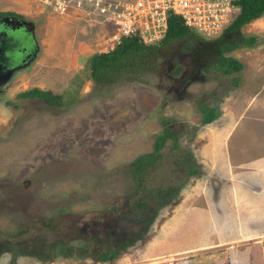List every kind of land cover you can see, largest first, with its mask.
I'll list each match as a JSON object with an SVG mask.
<instances>
[{
	"label": "rangeland",
	"instance_id": "rangeland-1",
	"mask_svg": "<svg viewBox=\"0 0 264 264\" xmlns=\"http://www.w3.org/2000/svg\"><path fill=\"white\" fill-rule=\"evenodd\" d=\"M0 11L32 24L30 32L10 29L20 39L13 47H34L0 90V242L17 230L18 242L37 233L51 239L56 232L39 218L53 216L58 237L83 244L90 220L111 205L132 212L126 163L151 149L165 120L177 131L178 146L171 149V140L165 141L145 184L155 186L167 174L171 184H181L178 201L161 207L143 236L116 257L241 264L238 254L247 246L256 264L264 233V12L240 27L254 34L252 45L222 52L241 62L238 87L232 86L234 72L217 76L207 60L200 78L181 92L167 86L164 71L102 85L89 78L85 58L116 44L108 25H89L78 12H49L36 0H0ZM30 87L60 93V103L16 94ZM202 100L217 110L207 123L199 122ZM180 150L200 172L185 176ZM96 235L112 237L102 230ZM9 258L10 251L0 249V264ZM91 262L97 261L56 256L43 262L20 254L13 264Z\"/></svg>",
	"mask_w": 264,
	"mask_h": 264
},
{
	"label": "trees",
	"instance_id": "trees-1",
	"mask_svg": "<svg viewBox=\"0 0 264 264\" xmlns=\"http://www.w3.org/2000/svg\"><path fill=\"white\" fill-rule=\"evenodd\" d=\"M237 4L238 12L231 23L214 38L200 36L182 23L178 15L169 14L164 35L158 41L146 44L135 36L122 37L109 50L89 54L84 60V69L88 77L100 85L119 79L136 80L149 73L164 71L171 62L174 65L172 72L176 73L180 68L177 65V52L195 51L201 57L202 52L210 48L213 56H210L208 64L212 67V73L218 76V73L230 74L239 71L241 62L222 52L238 44L254 43V34H243L240 27L264 12V0H237ZM2 14L15 13L0 11V15ZM175 42L178 44L177 48L172 46ZM16 94L21 97L43 98L49 104H59L61 98L60 93H52L38 87H30ZM198 107L201 112L200 123H207L217 116L216 108L207 105L203 100ZM165 123L163 120L164 126L155 133L151 149L137 154L126 163V171L133 183L131 194L134 199L129 204V210L132 212L121 211L114 204L111 205L109 211L103 212L95 220H90L88 235L82 236L85 240L83 244L70 242L77 237L70 236L66 240L58 237L57 221L53 216L39 218L41 226L56 232V236L47 240L37 233L23 242H18L16 237L22 230L11 233V240L0 242V249L5 247L10 251L8 264H13L15 257L20 254H30L43 262L51 261L56 256L108 261L143 236L161 207L177 203L181 186L171 184L167 174L163 175L155 186L145 184L147 174L155 165L157 167L161 159L160 148L165 141L171 140V149L178 146L177 131ZM183 152L185 154V150ZM180 158L183 160L186 177L200 172L199 165L188 154L181 155ZM100 230L107 231L112 237L109 240L98 239L96 232ZM90 236L95 237L94 241L90 240Z\"/></svg>",
	"mask_w": 264,
	"mask_h": 264
},
{
	"label": "built area",
	"instance_id": "built-area-1",
	"mask_svg": "<svg viewBox=\"0 0 264 264\" xmlns=\"http://www.w3.org/2000/svg\"><path fill=\"white\" fill-rule=\"evenodd\" d=\"M36 1L49 12H78V19L89 25H108V38L116 43L126 36H135L146 44L158 41L164 35L169 14L178 15L182 23L199 35L214 38L224 31L238 12L237 0ZM261 241L264 247V236ZM173 261L172 258L146 260L144 257H116L89 264H173Z\"/></svg>",
	"mask_w": 264,
	"mask_h": 264
},
{
	"label": "flooded vegetation",
	"instance_id": "flooded-vegetation-1",
	"mask_svg": "<svg viewBox=\"0 0 264 264\" xmlns=\"http://www.w3.org/2000/svg\"><path fill=\"white\" fill-rule=\"evenodd\" d=\"M0 18H3L4 20L2 23H0V28H2V26L4 27V29L0 30V61L4 63L5 67L9 65L10 61H8V59H6L4 56L6 51H11L13 54L17 55L16 62H19L23 56H25V60H28L32 54V50L34 49L33 43H30L31 46L28 47H13V44L19 45L20 39L14 38L15 34L10 31V26L17 28L23 25V28H25L26 32H30L32 24L29 22V20L23 19L21 16L16 14H2L0 15ZM176 56L178 58L177 65L180 66L178 71L176 73L172 72L174 65L171 62L167 65L166 69L161 73V75H165L168 84L167 86L169 88L176 89L177 86H180V91L183 92L184 87H186L189 82L198 80V78H200L198 77V72L202 68H207L208 64H206V62L209 60L210 56H213V52L210 48H208L202 52L201 57L195 51H185L180 53L177 52ZM3 69L4 67L0 66V71ZM234 73L236 75L230 76L233 80V87L238 85L240 78L237 71ZM210 76L212 77V75ZM2 85H0V90L2 89ZM103 240H105V238Z\"/></svg>",
	"mask_w": 264,
	"mask_h": 264
},
{
	"label": "water",
	"instance_id": "water-1",
	"mask_svg": "<svg viewBox=\"0 0 264 264\" xmlns=\"http://www.w3.org/2000/svg\"><path fill=\"white\" fill-rule=\"evenodd\" d=\"M4 20L3 18H0V23H2ZM21 28H23V25L20 26ZM14 28L13 26H10V29ZM19 27H17L18 29ZM1 29H4V27L2 26ZM6 31V29H5ZM15 36L14 38L15 39H19L17 38L18 35H17V32L14 33ZM5 58L8 59V61H10L9 65L5 67L4 63L2 61H0V66H3L4 69L0 71V85L4 84L6 81H8V79L10 78L11 74L18 68H20L24 63H26V60H25V56H23V58H21L19 60V62H16V59H17V55L13 54L11 51H6L5 52ZM2 64V65H1Z\"/></svg>",
	"mask_w": 264,
	"mask_h": 264
},
{
	"label": "crops",
	"instance_id": "crops-1",
	"mask_svg": "<svg viewBox=\"0 0 264 264\" xmlns=\"http://www.w3.org/2000/svg\"><path fill=\"white\" fill-rule=\"evenodd\" d=\"M255 236V235H254ZM264 236V233L260 234L257 241L259 242L260 245H257L258 247V250H259V255L257 258H255V263L256 264H264V247L262 245V241H261V238ZM245 249L242 248V250L244 251H240L239 254H238V257H241L239 259V261L241 262V264H251L252 262V259L250 254L248 253V250H246L247 246L244 247ZM262 249V250H261ZM169 251V250H168ZM166 251V252H168ZM173 251V250H172ZM165 252V251H164ZM179 251H176L174 252L175 253H178Z\"/></svg>",
	"mask_w": 264,
	"mask_h": 264
},
{
	"label": "bare ground",
	"instance_id": "bare-ground-1",
	"mask_svg": "<svg viewBox=\"0 0 264 264\" xmlns=\"http://www.w3.org/2000/svg\"><path fill=\"white\" fill-rule=\"evenodd\" d=\"M148 259L150 260L151 258H146V260H148ZM153 259H156V258H152V260H153ZM165 259H167V258H165ZM156 260H157V259H156Z\"/></svg>",
	"mask_w": 264,
	"mask_h": 264
}]
</instances>
